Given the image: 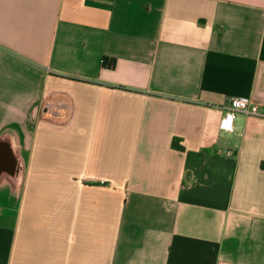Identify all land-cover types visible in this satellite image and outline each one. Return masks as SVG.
I'll return each mask as SVG.
<instances>
[{"label": "crops", "instance_id": "1", "mask_svg": "<svg viewBox=\"0 0 264 264\" xmlns=\"http://www.w3.org/2000/svg\"><path fill=\"white\" fill-rule=\"evenodd\" d=\"M233 96L264 107V0H0V264H264Z\"/></svg>", "mask_w": 264, "mask_h": 264}, {"label": "built area", "instance_id": "2", "mask_svg": "<svg viewBox=\"0 0 264 264\" xmlns=\"http://www.w3.org/2000/svg\"><path fill=\"white\" fill-rule=\"evenodd\" d=\"M240 115L264 119V107L249 96L229 98L226 112L219 123V129L226 133L235 131V123Z\"/></svg>", "mask_w": 264, "mask_h": 264}, {"label": "water", "instance_id": "3", "mask_svg": "<svg viewBox=\"0 0 264 264\" xmlns=\"http://www.w3.org/2000/svg\"><path fill=\"white\" fill-rule=\"evenodd\" d=\"M8 134H4L2 136H0V146H2L3 144H6L9 140ZM5 171L3 169L0 168V175L3 174Z\"/></svg>", "mask_w": 264, "mask_h": 264}, {"label": "trees", "instance_id": "4", "mask_svg": "<svg viewBox=\"0 0 264 264\" xmlns=\"http://www.w3.org/2000/svg\"><path fill=\"white\" fill-rule=\"evenodd\" d=\"M103 65H104V66H107V65H108V63H107V59H104V61H103ZM110 66L114 67V66H115V61L112 62V64H111Z\"/></svg>", "mask_w": 264, "mask_h": 264}]
</instances>
